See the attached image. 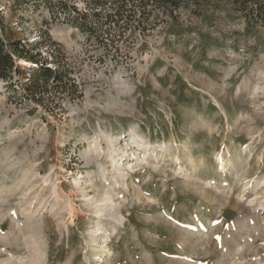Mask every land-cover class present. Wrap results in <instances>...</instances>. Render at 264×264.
<instances>
[{"label":"rangeland","instance_id":"rangeland-1","mask_svg":"<svg viewBox=\"0 0 264 264\" xmlns=\"http://www.w3.org/2000/svg\"><path fill=\"white\" fill-rule=\"evenodd\" d=\"M16 1L83 97L31 113L0 82V264H264V26L203 0L112 51Z\"/></svg>","mask_w":264,"mask_h":264},{"label":"trees","instance_id":"trees-1","mask_svg":"<svg viewBox=\"0 0 264 264\" xmlns=\"http://www.w3.org/2000/svg\"><path fill=\"white\" fill-rule=\"evenodd\" d=\"M202 1L17 0L14 8L19 12L23 4H28L34 10H45L49 14V18L43 20L46 25L68 24L89 40L120 51V43L130 29H149L155 11L173 16L184 6L198 7ZM231 1L250 25L264 26V0ZM66 59L62 45L53 40L48 27L41 31L39 39L19 37L0 10V82L5 83L10 101L32 102L28 111L35 113L39 107L52 112L55 107L62 108L66 100L81 99L83 94Z\"/></svg>","mask_w":264,"mask_h":264}]
</instances>
